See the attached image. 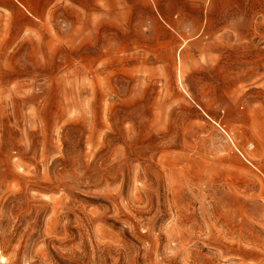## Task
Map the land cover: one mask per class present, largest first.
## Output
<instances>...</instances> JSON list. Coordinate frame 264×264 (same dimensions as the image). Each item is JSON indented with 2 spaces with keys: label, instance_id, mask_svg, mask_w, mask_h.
<instances>
[{
  "label": "rangeland",
  "instance_id": "rangeland-1",
  "mask_svg": "<svg viewBox=\"0 0 264 264\" xmlns=\"http://www.w3.org/2000/svg\"><path fill=\"white\" fill-rule=\"evenodd\" d=\"M0 264H264V0H0Z\"/></svg>",
  "mask_w": 264,
  "mask_h": 264
}]
</instances>
